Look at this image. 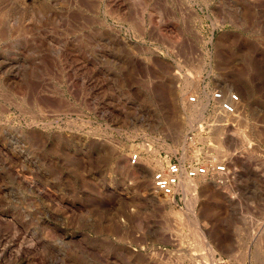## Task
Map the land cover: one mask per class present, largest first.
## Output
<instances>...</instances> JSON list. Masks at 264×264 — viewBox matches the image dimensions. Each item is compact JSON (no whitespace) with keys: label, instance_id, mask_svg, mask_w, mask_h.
<instances>
[{"label":"rangeland","instance_id":"rangeland-1","mask_svg":"<svg viewBox=\"0 0 264 264\" xmlns=\"http://www.w3.org/2000/svg\"><path fill=\"white\" fill-rule=\"evenodd\" d=\"M183 262L264 264V0H0V264Z\"/></svg>","mask_w":264,"mask_h":264},{"label":"built area","instance_id":"built-area-1","mask_svg":"<svg viewBox=\"0 0 264 264\" xmlns=\"http://www.w3.org/2000/svg\"><path fill=\"white\" fill-rule=\"evenodd\" d=\"M209 93L211 104L216 107L217 115L224 117L237 116L242 104V98L238 91L214 89L209 90ZM188 101L192 104L198 103V97L191 95L188 97ZM141 155L142 152L139 150L132 153L130 162L135 165L139 164ZM161 158V165L152 173V190L165 197L179 195L186 179H194L199 176H225L229 173L225 162H217L213 158L195 161L191 164L183 163L180 158L169 155L161 156ZM180 264H194V262H183Z\"/></svg>","mask_w":264,"mask_h":264},{"label":"bare ground","instance_id":"bare-ground-1","mask_svg":"<svg viewBox=\"0 0 264 264\" xmlns=\"http://www.w3.org/2000/svg\"><path fill=\"white\" fill-rule=\"evenodd\" d=\"M219 116L221 117V119H229V117H224V116H221V115H219ZM146 170H147V168H146ZM144 173H146V172H144Z\"/></svg>","mask_w":264,"mask_h":264}]
</instances>
